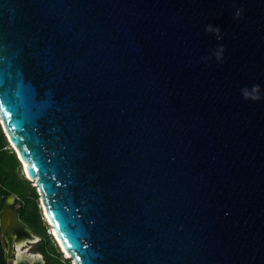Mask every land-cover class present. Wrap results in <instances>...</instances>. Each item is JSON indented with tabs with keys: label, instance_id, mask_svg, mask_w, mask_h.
I'll return each mask as SVG.
<instances>
[{
	"label": "water",
	"instance_id": "95a60500",
	"mask_svg": "<svg viewBox=\"0 0 264 264\" xmlns=\"http://www.w3.org/2000/svg\"><path fill=\"white\" fill-rule=\"evenodd\" d=\"M0 125L71 264H264V0H0Z\"/></svg>",
	"mask_w": 264,
	"mask_h": 264
},
{
	"label": "trees",
	"instance_id": "16d2710c",
	"mask_svg": "<svg viewBox=\"0 0 264 264\" xmlns=\"http://www.w3.org/2000/svg\"><path fill=\"white\" fill-rule=\"evenodd\" d=\"M0 125V207L3 199L14 194L20 201L17 208L19 217L37 234L47 237V245L41 247L50 259L55 251L53 244L46 233L48 225L41 219L42 213L38 202V192L32 181L21 170L20 161ZM44 219V218H43ZM0 264H6L4 248L0 239Z\"/></svg>",
	"mask_w": 264,
	"mask_h": 264
},
{
	"label": "bare ground",
	"instance_id": "6f19581e",
	"mask_svg": "<svg viewBox=\"0 0 264 264\" xmlns=\"http://www.w3.org/2000/svg\"><path fill=\"white\" fill-rule=\"evenodd\" d=\"M21 169L23 171V173H26L24 170V165H21ZM28 176V175H27ZM42 206V205H41ZM43 212H44V216L48 221V217L45 213L44 207H42ZM49 228H50V232L52 233V237L54 238L57 246L59 247V250L62 251V254L64 257H72L70 255L69 252H67L63 246L61 245L58 237L56 236L54 229L52 226H50L49 224ZM17 228L13 227L12 229H10L8 232L10 234V236H8V239L10 241V246L6 248V254L8 256V258L13 257V253H16V258L13 259L14 264H18L19 260H22L25 264H31L33 262H37V264H41L44 263L43 257L40 253H32V252H27L26 248L23 249L22 247L28 243V241H35L36 240V236L35 235H27L25 231L16 233ZM16 248L15 250L13 248ZM74 264V263H73Z\"/></svg>",
	"mask_w": 264,
	"mask_h": 264
},
{
	"label": "rangeland",
	"instance_id": "374dc122",
	"mask_svg": "<svg viewBox=\"0 0 264 264\" xmlns=\"http://www.w3.org/2000/svg\"><path fill=\"white\" fill-rule=\"evenodd\" d=\"M9 143V142H8ZM10 145H8L9 147ZM34 183V182H33ZM32 183V184H33ZM34 185V184H33ZM37 190V189H36ZM10 194L7 196L9 198ZM39 197V196H38ZM6 198V197H5ZM4 198V199H5ZM3 199V201H4ZM3 203V202H2ZM20 205V201L19 199H17L16 197H14L12 200H11V204L10 206L11 207H14L15 209H17ZM41 219L43 220L44 223H46V221L43 219V217H41ZM25 223V222H24ZM28 227L29 225L27 223H25ZM47 224V223H46ZM29 229L34 233L36 234V241L34 242H28L24 245V248L25 249L26 247H29L28 248V251L27 252H32V253H41L42 257L44 258L45 262L47 264H71V257L70 258H67V257H64L63 254L61 253V251L59 250V247L57 246L55 240L53 239L52 235L50 234L51 232L50 231V228L48 230V228H46V233L49 234V238L51 240V243L53 244L54 248H55V251L52 253V256L51 258L49 259L46 254L42 251L41 247L43 245H47L48 242H47V237L46 236H42V235H39L37 233H35L30 227ZM5 257V256H4ZM15 258H16V254H15ZM6 259V258H5ZM12 259H14V255L12 257ZM12 261H9L6 259V264H11ZM19 262H23L22 260H19L18 261V264ZM24 263V262H23ZM34 263V262H33ZM37 263V262H36ZM73 263V262H72Z\"/></svg>",
	"mask_w": 264,
	"mask_h": 264
},
{
	"label": "clouds",
	"instance_id": "9594fccd",
	"mask_svg": "<svg viewBox=\"0 0 264 264\" xmlns=\"http://www.w3.org/2000/svg\"><path fill=\"white\" fill-rule=\"evenodd\" d=\"M239 15H240V12L238 11V12L236 13V16L239 17ZM206 31H214V32H216V33H219L220 29H219L218 27L215 28V29H213L212 26H207V27H206ZM218 38H219V37H218ZM32 182H33V181H32ZM61 253H62V251H61Z\"/></svg>",
	"mask_w": 264,
	"mask_h": 264
},
{
	"label": "flooded vegetation",
	"instance_id": "af4514ba",
	"mask_svg": "<svg viewBox=\"0 0 264 264\" xmlns=\"http://www.w3.org/2000/svg\"><path fill=\"white\" fill-rule=\"evenodd\" d=\"M8 196V195H7ZM6 196V198L4 199V201H3V203H2V205H1V207L5 204V203H9L8 202V197ZM9 204H11V202L9 203ZM0 207V208H1ZM17 210V209H16ZM18 211V210H17ZM19 213V212H18ZM29 248V247H28ZM28 248H27V250H28ZM13 255H14V253H13Z\"/></svg>",
	"mask_w": 264,
	"mask_h": 264
},
{
	"label": "built area",
	"instance_id": "2783aa9c",
	"mask_svg": "<svg viewBox=\"0 0 264 264\" xmlns=\"http://www.w3.org/2000/svg\"><path fill=\"white\" fill-rule=\"evenodd\" d=\"M48 230H49V227H48ZM50 232V231H49Z\"/></svg>",
	"mask_w": 264,
	"mask_h": 264
}]
</instances>
